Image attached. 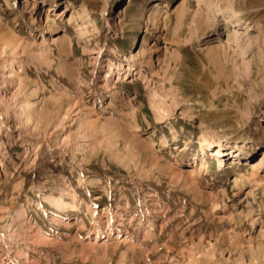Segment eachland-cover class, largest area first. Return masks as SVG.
Listing matches in <instances>:
<instances>
[{
  "label": "rangeland",
  "instance_id": "obj_1",
  "mask_svg": "<svg viewBox=\"0 0 264 264\" xmlns=\"http://www.w3.org/2000/svg\"><path fill=\"white\" fill-rule=\"evenodd\" d=\"M233 1L0 0V264H264V0Z\"/></svg>",
  "mask_w": 264,
  "mask_h": 264
},
{
  "label": "bare ground",
  "instance_id": "obj_2",
  "mask_svg": "<svg viewBox=\"0 0 264 264\" xmlns=\"http://www.w3.org/2000/svg\"><path fill=\"white\" fill-rule=\"evenodd\" d=\"M229 2L232 5V9L234 11H237L238 12V10H236V7L234 6V1L233 0H229ZM216 134H217L216 131L209 130L207 128L206 129H203V132L200 133L199 138H198L197 141H198V145L200 146L199 149L202 151V153L204 154V156H207V154H211V155H213L215 157H218V156H228L229 153H225V152L227 150H230V149H233V151L231 152L232 158H233L232 161H234L240 155H243V156L247 155L245 149H243V147H241V146H236L235 145V146H232V147H226L227 145L225 144V140L219 134H217V135ZM163 140L164 139H162V141ZM163 142H166V140H164ZM206 147H208V148H206ZM207 150L208 151H214V153L213 154L212 153H207ZM238 152L240 154H238ZM220 158H218L219 161H221ZM243 158H245V157H243ZM257 161H256L257 162L256 165L254 164V162L251 163V161H249V160H246L245 161L246 165L248 164V166H250V172L249 173H250L251 176H249V177H253V178L254 177L255 178L257 177V172L259 171L258 169L263 165L264 156H263L262 160L258 159ZM204 166L207 167V169L210 168V167L206 166V164H204L202 162L201 167H200V170L201 171L204 170V168H205ZM240 178H242V177H240ZM240 178H238V180ZM259 181H260V179H259ZM60 191H63V190H60ZM67 191H63L59 195V197H55V196H51V195H46L44 197V199H45V201L47 203H49L51 206H53L54 208H56V210L69 211V210L75 208V205L72 204V203H70L71 201L70 202L67 201L68 200L67 198H69V197L70 198H73V195L70 194L69 191L68 192Z\"/></svg>",
  "mask_w": 264,
  "mask_h": 264
}]
</instances>
